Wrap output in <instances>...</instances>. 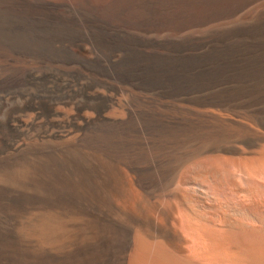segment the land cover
<instances>
[{
    "label": "bare ground",
    "instance_id": "bare-ground-1",
    "mask_svg": "<svg viewBox=\"0 0 264 264\" xmlns=\"http://www.w3.org/2000/svg\"><path fill=\"white\" fill-rule=\"evenodd\" d=\"M81 1L146 33L121 30L119 57L162 63V0ZM183 2L163 48L190 79L169 100L162 70L119 86L65 68L0 105V264H264V0Z\"/></svg>",
    "mask_w": 264,
    "mask_h": 264
},
{
    "label": "rangeland",
    "instance_id": "rangeland-1",
    "mask_svg": "<svg viewBox=\"0 0 264 264\" xmlns=\"http://www.w3.org/2000/svg\"><path fill=\"white\" fill-rule=\"evenodd\" d=\"M76 1L77 0H75V1L74 0H0V95H1L0 105H2V106L7 105V106L12 107V108L17 106L23 99H25L27 97V95L29 96V94H27L28 90H29V92L31 91L30 94H32V90L35 89L34 87H37L38 85H41V84L48 86L49 85L48 81L51 80L50 76L52 74H55L56 69H65L66 68L67 70L72 71L71 73L74 76L77 74L87 75L88 73H90L88 75H91V76L95 75L94 77H99V78L101 77V79L109 81V83L111 82V83H114L116 85L118 84L119 86H132L135 84H145L147 82H150L151 78L153 80H154V78H157L159 76L161 70H162V102L169 100L170 96H171V92L169 90H166V89H169L172 86H178L179 84L180 85H187L188 84V81L190 78H188L189 77V76H187L188 74L185 73L186 72L185 63L183 61L180 62L177 59L175 60L174 59L175 56H174V58L173 57L171 58L168 55V54H170V51L167 50L168 52H166L165 51L166 49L163 48L165 45H167V44H165L167 42L164 41V39L168 38V36L172 37L175 34L174 30H172V28L174 27L172 23L176 24L177 22L181 21V18L184 16L183 13H182L183 15L180 13L181 9L184 8V6H183L184 0H162V14H163L162 15V22H163L162 23L163 24L162 25V38H163L162 39L163 40L162 41V44H163L162 50H164V51H162V54H163L162 55V63L161 62L159 63L156 60L150 59V57H148V56H145V58H144V56L142 57L141 54H138V52L133 53L131 51H129V52L127 51L121 57H119L118 55H119L120 50H121V47L119 46V44H121V35H120L121 30L127 31L129 33H133V34H138V35H142V34L144 35L146 33L140 29H135V28L133 29L132 27H129V26L119 27L117 25V23L115 21H113L112 18L103 15L104 13L101 10H99V9L93 10V8L91 10V7L88 5L86 6V4H84L81 0H78V2H76ZM79 5H81L82 7ZM146 7L147 8L150 7V8L147 9ZM146 7L145 8H146L147 12H149L150 18L155 16L156 13H159L160 7H159V3L156 1L149 2ZM53 8H54V10H53ZM183 10L184 9H182V11ZM53 11L56 13H54ZM92 11L95 12V15H94V12H92ZM88 12L90 14L91 13L92 14L89 15ZM62 13H64V15L68 13L67 14L68 16L65 15V16L61 17L63 15ZM101 13H102V15H101ZM70 14L73 17L70 16ZM167 15L169 17H166ZM79 16H81V17H79ZM82 16H85V17L82 18ZM95 16L97 18L99 17V19H97ZM104 17L107 19H104ZM165 17L168 19H164ZM174 17H175V19H172ZM79 18H81V20ZM169 18H170V20H169ZM69 19L73 22H71ZM176 19H177V21H176ZM84 20H85V22H84ZM172 20H173V22H172ZM90 21L91 22L94 21V22L91 23ZM99 21L103 24H101ZM165 21L166 22L168 21L167 22L168 24H166ZM169 21H171V23ZM81 22H83L84 24L86 23V24L84 25ZM61 23H63V24H61ZM94 23H96V24H94ZM70 24L73 26H71ZM100 24L102 26H100ZM82 25H84V26L82 27ZM95 25H96V27H95ZM169 25H170V28H169ZM105 26H107V27L109 26V28H107ZM99 27H100V29H99ZM165 27H166V29H169V30L164 31L163 28L165 29ZM54 28H55V31H54ZM111 29H115L114 32ZM73 30H75V32ZM84 30L87 31L88 33L87 32H86L87 34L83 33V32H85ZM89 30H91V35L93 37L90 35ZM93 30L94 31L96 30L95 31L96 33ZM133 30H136V32L135 31L132 32ZM109 31H111V32H109ZM63 32H65V33H63ZM71 32H72V34H71ZM92 32H94L95 34ZM55 33L58 35H56ZM113 33H116V35ZM70 34L73 37L70 36ZM75 35H78V37ZM119 35H120V37H119ZM101 36H102V38H104L103 40H102ZM163 36H166V37H163ZM71 37L73 38V40L75 38H77L75 40H77L78 44L81 43L80 45L85 47L87 52L86 51L81 52V50H79L75 46L72 47V50H71L70 48H66L65 46L61 45L62 43L65 42V40L67 38H71ZM113 39H115V40H113ZM91 40L93 42H91ZM94 40H96V41H94ZM110 40H111V42H110ZM101 42H103V43H101ZM86 43H88V44H86ZM110 43H112V44L110 45ZM59 44H60V46H59ZM107 44L110 45V47H109L110 50L106 47V46H108ZM100 46H102V47L100 48ZM88 47H89V49L87 50ZM75 49H78V50H75ZM94 49H96V50H94ZM89 50H90V52H89ZM84 53H87V55ZM116 53H118V54H116ZM112 54L117 55L119 58L115 55H112ZM132 54H135V55L133 56ZM166 54H167V57H166ZM88 55H90V57ZM96 56H97V58H96ZM104 57L106 58V61H108V62L105 61ZM108 57L111 59H108ZM142 58H144V59H142ZM147 58H148V60H147ZM88 59L90 61H88ZM120 59H121V61H120ZM83 60H84V62H83ZM108 63H109V65H108ZM154 63H156V65ZM158 63L160 64L159 66H158ZM52 64H53V66H52ZM140 64H142V65H140ZM174 64H176V65H174ZM178 64H180V65H178ZM107 65H108V67H106ZM129 65H131V66H129ZM39 66H40V68H39ZM138 66H141V67L138 68ZM178 66H180V67H178ZM132 67H133V70L131 69ZM35 68H36V70H35ZM37 68H39V69H37ZM54 69H55V71H53ZM141 69L143 70V72ZM144 69H145V71H144ZM180 69H181V72H180ZM42 70H44V72ZM47 71L49 72V74L45 73ZM106 71H107V73H106ZM109 71H110V73H109ZM153 71H155V73ZM40 72H42V73H40ZM134 72H136L135 75H134ZM140 73H141V75H140ZM42 75H44V76H42ZM184 75L187 77L185 78ZM46 76H47V78L49 77L50 79L49 80L46 79ZM134 76H136V77H134ZM138 76H140V77H138ZM143 76L147 80L144 79ZM149 77H151V78H149ZM129 78H131V79H129ZM138 79H140V80H138ZM185 79H186V81H185ZM30 88H32V89H30ZM23 93H24V96H22ZM19 95H21V96H19ZM5 97H6V99H5ZM17 97H19V98H17ZM8 99H9V102H8ZM16 99H19V101ZM10 103H13V104H10ZM2 106H0V109H2ZM4 106H3V109L6 108V106L5 107Z\"/></svg>",
    "mask_w": 264,
    "mask_h": 264
}]
</instances>
